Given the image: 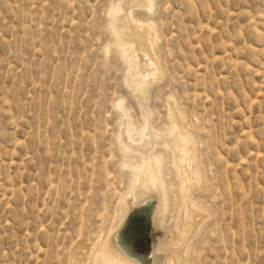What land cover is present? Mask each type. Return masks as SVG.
Returning <instances> with one entry per match:
<instances>
[{
  "label": "rangeland",
  "instance_id": "obj_1",
  "mask_svg": "<svg viewBox=\"0 0 264 264\" xmlns=\"http://www.w3.org/2000/svg\"><path fill=\"white\" fill-rule=\"evenodd\" d=\"M122 1L0 0V264H102L148 160L122 130L168 131L170 105L195 146L201 213L183 237L180 182L157 146L169 212L138 254L187 244L175 264H264V0L132 8L160 71L143 92L109 27Z\"/></svg>",
  "mask_w": 264,
  "mask_h": 264
},
{
  "label": "bare ground",
  "instance_id": "obj_2",
  "mask_svg": "<svg viewBox=\"0 0 264 264\" xmlns=\"http://www.w3.org/2000/svg\"><path fill=\"white\" fill-rule=\"evenodd\" d=\"M153 2L154 0H123L111 11L112 15L110 16V19L111 17L112 19L109 27L115 39L114 41H116V48L120 53L124 54V60L130 65L132 64L131 66L134 68V71L137 70V78L142 82L140 88L138 87L141 92L146 88L148 81L159 78L160 71L151 42L153 27L149 24L136 21L132 17L130 10L136 7L151 10ZM119 55L122 57V54ZM130 65L129 67H131ZM168 114L171 120V126L168 131L165 130L166 132L155 131L145 126L146 129L140 135L138 134L139 136H135L136 138L131 140L132 138L129 139L126 135V129L123 128L122 130L121 137L124 147L128 150L127 152H136L135 154L142 158L141 160L148 158V160L143 162L139 172H137V179L135 178L136 188L134 194L136 195V205L133 207L126 203L124 208L127 210L128 215L131 211L153 202L154 206L151 217L153 229L160 224L162 218L164 219L166 213L169 212L167 190H165L164 182H162L160 177L161 163L159 164V159L157 160L153 155H150L151 151L153 152L157 146L162 147L172 159V165L176 169L177 178L180 182L182 202H180L181 206L179 207L177 229L180 230L183 237H186L196 229L195 219L201 213L200 206L197 207L192 198L193 191L200 182L196 167V151L192 137L184 130L182 117L174 106H169ZM151 191L154 192V196H152ZM118 231L119 229L116 230L113 237H115ZM181 244L183 245V243ZM185 245L186 248L183 249H169L170 247L167 248L158 243L151 252L153 254L152 258L149 259L129 255L118 246L117 242L114 245L109 240L104 242V245H102L97 255L98 259L102 261V264H175L174 256L177 254L182 256V254H186V250H189V248L187 249V244ZM160 256L163 258L162 261L160 260ZM95 258L97 259V257ZM185 260L187 261V258ZM178 264H185V262L182 260Z\"/></svg>",
  "mask_w": 264,
  "mask_h": 264
},
{
  "label": "water",
  "instance_id": "obj_3",
  "mask_svg": "<svg viewBox=\"0 0 264 264\" xmlns=\"http://www.w3.org/2000/svg\"><path fill=\"white\" fill-rule=\"evenodd\" d=\"M153 202L133 210L129 213L126 221L118 234L116 242L118 246L129 255L137 256L141 242L147 237L148 229L151 227Z\"/></svg>",
  "mask_w": 264,
  "mask_h": 264
},
{
  "label": "flooded vegetation",
  "instance_id": "obj_4",
  "mask_svg": "<svg viewBox=\"0 0 264 264\" xmlns=\"http://www.w3.org/2000/svg\"><path fill=\"white\" fill-rule=\"evenodd\" d=\"M141 243H142V242H141ZM140 245H141V244H140ZM137 248H138V250H139V247H137ZM137 257H140V258H141L142 256H141V255H139V254H137Z\"/></svg>",
  "mask_w": 264,
  "mask_h": 264
}]
</instances>
